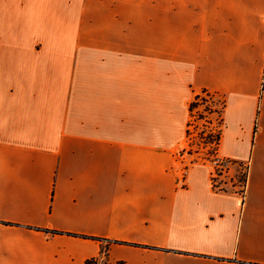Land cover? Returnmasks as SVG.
<instances>
[{"label": "crops", "instance_id": "0c3cea01", "mask_svg": "<svg viewBox=\"0 0 264 264\" xmlns=\"http://www.w3.org/2000/svg\"><path fill=\"white\" fill-rule=\"evenodd\" d=\"M203 89L242 195L178 153ZM102 248L264 264V0H0V264Z\"/></svg>", "mask_w": 264, "mask_h": 264}, {"label": "rangeland", "instance_id": "374dc122", "mask_svg": "<svg viewBox=\"0 0 264 264\" xmlns=\"http://www.w3.org/2000/svg\"><path fill=\"white\" fill-rule=\"evenodd\" d=\"M207 116L212 117L210 124H207ZM188 120H190L191 125L187 127L185 140L182 146L179 147L178 153H184L191 164L199 162L207 163L210 166L212 139H210L208 131L216 126V114L210 116L204 112L203 105L199 104L197 109L193 110L192 114L188 116ZM179 154L177 155L179 156ZM245 172L246 165L244 163L231 165L224 174L222 173V176L220 174L216 177V189L235 191L242 195Z\"/></svg>", "mask_w": 264, "mask_h": 264}, {"label": "trees", "instance_id": "16d2710c", "mask_svg": "<svg viewBox=\"0 0 264 264\" xmlns=\"http://www.w3.org/2000/svg\"><path fill=\"white\" fill-rule=\"evenodd\" d=\"M199 104L203 105L204 112L212 116L216 114V126L212 129H209V135L212 144V151L216 150L219 144L220 138V125H221V113L224 106V101L218 96L215 92H210L203 89L200 93L195 95L193 100L189 103V115L192 114L193 110L197 109ZM207 124H210L212 117L207 116ZM191 125L190 120L187 121V127ZM188 129V128H187ZM186 129V132H187ZM245 182V180H244ZM84 264H96V257H91L85 260Z\"/></svg>", "mask_w": 264, "mask_h": 264}, {"label": "built area", "instance_id": "2783aa9c", "mask_svg": "<svg viewBox=\"0 0 264 264\" xmlns=\"http://www.w3.org/2000/svg\"><path fill=\"white\" fill-rule=\"evenodd\" d=\"M217 148L216 150L212 151V155L209 160L210 169H211L210 170V182L213 188H216L215 187L216 177L219 176L220 174L222 176V173L224 174L231 165L236 164V162L228 158L219 156L217 154ZM94 257H96V264H111L109 259L107 258V253H106L105 248H102L99 252V255L94 256Z\"/></svg>", "mask_w": 264, "mask_h": 264}]
</instances>
